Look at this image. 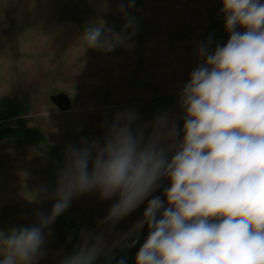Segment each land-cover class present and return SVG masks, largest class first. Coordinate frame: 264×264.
I'll use <instances>...</instances> for the list:
<instances>
[{
    "label": "clouds",
    "instance_id": "obj_1",
    "mask_svg": "<svg viewBox=\"0 0 264 264\" xmlns=\"http://www.w3.org/2000/svg\"><path fill=\"white\" fill-rule=\"evenodd\" d=\"M219 2L228 39L198 45L201 62L179 93L182 118L161 110L146 121L133 106L105 113L103 134L67 145L55 185L30 200H52L50 210L30 226L0 228V264H38L52 225L88 193L113 203L60 264H96L115 226L141 205L134 230L148 234L135 264H264V0ZM134 4L118 6L127 18L120 33L103 20L86 25L85 50L124 44L136 30Z\"/></svg>",
    "mask_w": 264,
    "mask_h": 264
},
{
    "label": "rangeland",
    "instance_id": "obj_2",
    "mask_svg": "<svg viewBox=\"0 0 264 264\" xmlns=\"http://www.w3.org/2000/svg\"><path fill=\"white\" fill-rule=\"evenodd\" d=\"M120 3L0 0V127H16L23 118L40 135L8 134L0 141V228L30 226L37 211L50 210L54 201L30 200L42 186L55 185L67 145L103 134L105 113L133 106L146 121L161 110L182 118L179 93L201 62L198 45L209 36L213 47L227 42L219 0H135L127 9L136 22L134 34L110 52L85 50L80 35L89 23L103 20L116 33L124 29ZM57 93L69 98L68 110L51 102ZM111 203L97 193L74 199L52 225L38 264H60L78 245L80 229L95 230ZM143 211L141 205L115 226L96 264L139 233L134 225Z\"/></svg>",
    "mask_w": 264,
    "mask_h": 264
},
{
    "label": "water",
    "instance_id": "obj_3",
    "mask_svg": "<svg viewBox=\"0 0 264 264\" xmlns=\"http://www.w3.org/2000/svg\"><path fill=\"white\" fill-rule=\"evenodd\" d=\"M51 102L62 111L69 109V98L63 93H57L50 97ZM148 234L147 226L134 238L128 240L122 246L115 249L108 257L102 259L98 264H119L122 260L124 264H135L136 253L143 244Z\"/></svg>",
    "mask_w": 264,
    "mask_h": 264
},
{
    "label": "trees",
    "instance_id": "obj_4",
    "mask_svg": "<svg viewBox=\"0 0 264 264\" xmlns=\"http://www.w3.org/2000/svg\"><path fill=\"white\" fill-rule=\"evenodd\" d=\"M19 125L16 127H0V141L8 134L16 135L20 138H38L40 135L35 130L26 127L24 119L18 121Z\"/></svg>",
    "mask_w": 264,
    "mask_h": 264
}]
</instances>
